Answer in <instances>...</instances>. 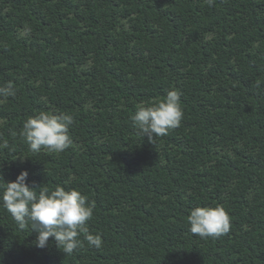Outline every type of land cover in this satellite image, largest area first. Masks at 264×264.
<instances>
[{
  "label": "trees",
  "instance_id": "16d2710c",
  "mask_svg": "<svg viewBox=\"0 0 264 264\" xmlns=\"http://www.w3.org/2000/svg\"><path fill=\"white\" fill-rule=\"evenodd\" d=\"M9 83L0 185L79 190L102 246L38 248L0 202V264H264V0H0ZM171 89L184 117L150 142L132 116ZM41 111L73 116L67 150L30 151ZM217 204L230 230L193 235L190 210Z\"/></svg>",
  "mask_w": 264,
  "mask_h": 264
},
{
  "label": "clouds",
  "instance_id": "9594fccd",
  "mask_svg": "<svg viewBox=\"0 0 264 264\" xmlns=\"http://www.w3.org/2000/svg\"><path fill=\"white\" fill-rule=\"evenodd\" d=\"M211 6L214 0H206ZM14 87L9 83L0 86V99L15 96ZM184 117L181 93L177 89L166 92L163 99L153 104L137 105L132 116L134 128L150 142L163 137L178 127ZM73 116L66 112H45L24 121L21 136L30 151L39 153L42 149L61 153L71 145L69 130ZM6 146V143H5ZM29 173L22 171L15 181L0 185V202L20 229L31 226L37 233L35 245L45 248L49 238H54L57 247L66 255L81 247V234L90 246L100 248L99 234L87 231L86 224L93 217L95 204L77 189L57 185L54 189L29 185ZM189 230L201 238L219 237L231 227V219L226 209L216 206H197L188 216Z\"/></svg>",
  "mask_w": 264,
  "mask_h": 264
}]
</instances>
